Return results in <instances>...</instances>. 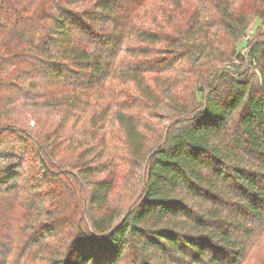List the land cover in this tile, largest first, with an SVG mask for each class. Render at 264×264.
I'll use <instances>...</instances> for the list:
<instances>
[{"label": "trees", "instance_id": "trees-1", "mask_svg": "<svg viewBox=\"0 0 264 264\" xmlns=\"http://www.w3.org/2000/svg\"><path fill=\"white\" fill-rule=\"evenodd\" d=\"M254 18L264 0H0V264H248L264 248ZM182 67V95L156 82ZM159 101L141 159L130 132L146 146L160 115H134ZM122 150L142 161L126 210L98 177Z\"/></svg>", "mask_w": 264, "mask_h": 264}, {"label": "rangeland", "instance_id": "rangeland-1", "mask_svg": "<svg viewBox=\"0 0 264 264\" xmlns=\"http://www.w3.org/2000/svg\"><path fill=\"white\" fill-rule=\"evenodd\" d=\"M263 23H264L263 20L260 18L253 19L249 30V31H253L252 39L256 34L264 30L261 27ZM247 39L248 38L245 37L246 41ZM243 45H244V41H242L240 47H243ZM153 58L156 59V57ZM147 60H149V58L145 59L143 62H150ZM233 62L237 63L238 61L233 59L232 62L230 63L226 62L223 63L222 65L232 64ZM124 65H125V60L123 61L121 68ZM184 70L185 68L182 67L177 72H174V74H171L169 77L159 76L157 77L156 82L160 85L171 83L170 87L173 86V92H171V94L172 95L175 94L176 96H178V94L182 95L183 92L186 91L183 90V88H186L184 82L187 81ZM151 78L152 77H150L148 74L146 75L147 82L148 81L151 82L152 81ZM128 84L129 86H126L124 83L123 88L125 87L128 88L129 96L134 98L135 100L140 98L134 85L132 83H128ZM162 101H164V98H162ZM159 103L161 104V106L155 109L156 111H153L145 107L142 109L139 115L136 114L134 115L135 118H137L138 123L140 120V116L142 115L145 117L150 116L152 114L160 115L159 118L156 116V118H154L153 121L151 122V125L154 129H153V133L148 136V138L151 139L149 140V142L146 143L147 144L146 146L142 147V145L140 144L142 136L139 135V133H136L135 131H133L134 133L132 131L130 132L133 141L138 145V149L141 151L138 154L141 157V159L145 157L144 153L148 152V150L152 147L153 142L151 141H153V138L155 137V131L159 129H165L168 123L167 115L166 113H163L166 111L165 109H167L168 107H166L167 105L165 103H161L160 101ZM157 111L161 113H158ZM115 154H116L115 157H112L111 161H109L107 164V168H108L107 172L99 175L98 177L103 178L109 176V177H113L116 180V190L111 195L112 196L111 201L115 206L123 207V209L126 210L133 203L135 199V194L139 191L140 188L139 182L141 181V177H142V170H141L142 161L138 160L127 150L117 151L115 152ZM120 155L121 157H118ZM60 193H67V192L65 189H61ZM263 253H264V248H258L253 254V256L250 258L248 264H257ZM123 264H127V263H123Z\"/></svg>", "mask_w": 264, "mask_h": 264}, {"label": "built area", "instance_id": "built-area-1", "mask_svg": "<svg viewBox=\"0 0 264 264\" xmlns=\"http://www.w3.org/2000/svg\"><path fill=\"white\" fill-rule=\"evenodd\" d=\"M251 33H252V31H249L247 38H249V37H250Z\"/></svg>", "mask_w": 264, "mask_h": 264}]
</instances>
